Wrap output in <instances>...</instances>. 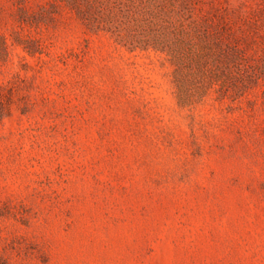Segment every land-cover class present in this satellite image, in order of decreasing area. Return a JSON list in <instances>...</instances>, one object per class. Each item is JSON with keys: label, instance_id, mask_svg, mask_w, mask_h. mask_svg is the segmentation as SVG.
<instances>
[{"label": "rangeland", "instance_id": "1", "mask_svg": "<svg viewBox=\"0 0 264 264\" xmlns=\"http://www.w3.org/2000/svg\"><path fill=\"white\" fill-rule=\"evenodd\" d=\"M133 1L206 24L173 58L0 0V264H264V0Z\"/></svg>", "mask_w": 264, "mask_h": 264}, {"label": "trees", "instance_id": "2", "mask_svg": "<svg viewBox=\"0 0 264 264\" xmlns=\"http://www.w3.org/2000/svg\"><path fill=\"white\" fill-rule=\"evenodd\" d=\"M66 2L89 28L111 32L119 42L127 44L129 49L152 47L163 51L167 48L173 58H177L179 50L174 43H168L169 34L173 35V39L178 40L184 34H189L187 26L196 31L200 28V24H206L194 16L193 8L185 5L174 10L177 18L173 20L170 11L168 14L148 13L134 4L133 0H66ZM122 23L147 27L146 34L142 33L137 39L126 37L120 30ZM208 28L211 26L209 25ZM223 28L212 29L216 39L214 48L220 54V58L224 59L226 66H236L239 62L237 54L242 51V44L237 38L229 39L226 28ZM223 39L228 40L227 44L223 43ZM255 79L256 76L251 75L249 82ZM248 85L249 83H245L244 87Z\"/></svg>", "mask_w": 264, "mask_h": 264}]
</instances>
